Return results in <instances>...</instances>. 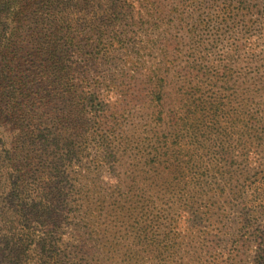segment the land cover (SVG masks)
<instances>
[{
  "label": "rangeland",
  "instance_id": "374dc122",
  "mask_svg": "<svg viewBox=\"0 0 264 264\" xmlns=\"http://www.w3.org/2000/svg\"><path fill=\"white\" fill-rule=\"evenodd\" d=\"M125 1L62 57L96 98L88 124L72 118L70 94L57 113L80 148L65 180L88 205L97 263L254 264L264 238V0ZM157 74L171 79L163 93L148 79Z\"/></svg>",
  "mask_w": 264,
  "mask_h": 264
},
{
  "label": "trees",
  "instance_id": "16d2710c",
  "mask_svg": "<svg viewBox=\"0 0 264 264\" xmlns=\"http://www.w3.org/2000/svg\"><path fill=\"white\" fill-rule=\"evenodd\" d=\"M125 5V0H0V142L10 126L9 144L0 143V264L104 261L86 223L88 205L73 197L78 192L65 180L80 148L66 143L57 110L62 93L70 94L72 118L88 124L93 86L62 57L76 56L83 40L89 44V32ZM154 78L150 85L163 93L169 75L148 77ZM99 116L95 123L103 137ZM108 142L116 155L118 142L110 136ZM254 242V264H264V238Z\"/></svg>",
  "mask_w": 264,
  "mask_h": 264
}]
</instances>
